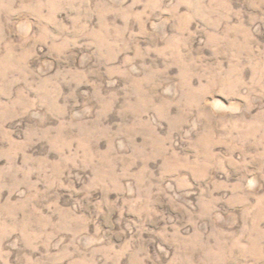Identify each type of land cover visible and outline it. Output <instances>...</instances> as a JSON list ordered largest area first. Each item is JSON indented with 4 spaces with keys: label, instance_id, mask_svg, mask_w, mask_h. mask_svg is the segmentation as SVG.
Wrapping results in <instances>:
<instances>
[{
    "label": "rangeland",
    "instance_id": "rangeland-1",
    "mask_svg": "<svg viewBox=\"0 0 264 264\" xmlns=\"http://www.w3.org/2000/svg\"><path fill=\"white\" fill-rule=\"evenodd\" d=\"M0 264H264V0H0Z\"/></svg>",
    "mask_w": 264,
    "mask_h": 264
}]
</instances>
